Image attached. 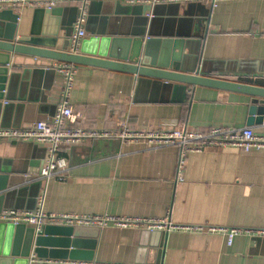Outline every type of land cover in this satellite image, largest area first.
Returning a JSON list of instances; mask_svg holds the SVG:
<instances>
[{"label": "crops", "instance_id": "obj_1", "mask_svg": "<svg viewBox=\"0 0 264 264\" xmlns=\"http://www.w3.org/2000/svg\"><path fill=\"white\" fill-rule=\"evenodd\" d=\"M128 1L89 0L84 40L103 33L146 39L191 35L186 41L189 49L185 46L183 51V55H191L186 57L187 67L199 65L208 77L264 87V0H220L216 6L201 0L197 3L202 5L187 3L185 6H191L185 9L161 4L154 6L156 16L152 20L147 5ZM40 8L13 10L20 17L18 38L33 34L50 42L53 27L45 15L37 16ZM56 8H63L61 21L66 30L62 29L57 39L56 50L60 51L66 43L70 47L67 29L76 19L78 7L64 3ZM207 16L209 20L204 22ZM162 51L161 47L157 55ZM38 68L43 70L27 74L8 100L0 102V129L52 123L61 105L64 80L54 68V72L44 66ZM251 100V95L235 91L205 86L172 90L129 73L79 66L69 126L87 132L119 131L124 124L134 132L181 128L200 133L250 127L255 134L264 135V124L248 125ZM61 154L68 171L64 181L52 179L47 184V213L152 219L168 216L186 227L263 233L239 235L229 245L227 236L217 232H162L166 236L158 248L152 238L141 242V230L108 227L100 229L92 263L264 264V148L244 152L205 147L187 155L181 172L179 147L155 146L145 140H87L65 147ZM47 156L44 144L0 143V174L9 178L6 182H13L1 212L37 209L45 188L38 178ZM30 171L37 176L32 181H20ZM21 241L16 244L19 250L24 248Z\"/></svg>", "mask_w": 264, "mask_h": 264}, {"label": "water", "instance_id": "obj_2", "mask_svg": "<svg viewBox=\"0 0 264 264\" xmlns=\"http://www.w3.org/2000/svg\"><path fill=\"white\" fill-rule=\"evenodd\" d=\"M175 5L185 9L191 5H202V3L186 6ZM145 9L151 12L148 13V18L152 20L156 16L153 12L154 6L147 5ZM62 13L63 8H40L36 12L37 16L45 15L53 27L51 34H49L52 38L47 44L45 40L39 39L33 34L18 38L16 34L19 15L13 10L0 11V102L8 100L13 93L12 90L19 88L27 74L35 75L38 69L43 70L38 68L39 66L50 68L48 71L52 72L54 63L67 62L78 66L129 73L143 78L153 85L159 84L172 90H187L189 86H205L245 93L252 96L248 125L264 124V87L208 77L203 75L208 72L203 71L199 65L195 67L186 66V57L191 55H183V51L185 46L189 49L186 41L191 38V35L180 39L161 37H148L146 39L136 35L95 34L86 40H82L79 53L74 54L70 52L67 43L62 50H56L60 32L62 29L66 32L65 28H62ZM78 13L77 8V16ZM76 19L67 29L68 37L74 32ZM208 20L209 16L204 19V22ZM193 25L195 26V23ZM161 47L163 51L157 55ZM12 61V67H10ZM20 68L22 69L21 72L14 71V69ZM16 98L21 101L25 100L22 97ZM27 174L28 177L24 180L20 179V181H32L37 176L31 171ZM8 180L9 178L2 177L0 174V212L6 201L7 190L13 185L11 181L10 183L6 182ZM38 185L41 186L40 182ZM141 233L143 235L142 243H145L146 239L152 238L153 241L158 242V248L161 247L162 237L166 236L160 231H142ZM99 234L100 229L98 228L47 225L37 231L35 228L27 227V225L1 223L0 264H38L31 262L32 256L38 259L92 263ZM1 237H4V240ZM20 240H22L21 244H24V248L21 250L16 245Z\"/></svg>", "mask_w": 264, "mask_h": 264}, {"label": "built area", "instance_id": "obj_3", "mask_svg": "<svg viewBox=\"0 0 264 264\" xmlns=\"http://www.w3.org/2000/svg\"><path fill=\"white\" fill-rule=\"evenodd\" d=\"M201 0H129L130 4L140 5H161V4H181L197 3ZM208 1V0H207ZM217 1L210 0L212 6H216ZM233 1V0H232ZM75 4L79 13L74 24V32L70 37V52L79 53L80 44L87 36L85 21L88 16L89 0H46L29 2L27 0H0V10L18 11L24 7L47 9L56 8L60 4ZM56 73L64 80V87L61 94V105L52 123L38 122L29 129H0V143L31 141L37 144H44L47 147L48 156L46 163L40 173L39 181L45 184L44 192L38 201V207L33 212L5 210L0 213V223H10L14 225H29L40 231L47 225L86 227V228H108L117 229H138L141 231H161L170 232H217L227 236L229 245L239 235L261 236L260 231L247 229H222L206 228L203 226L186 227L177 225L170 217L162 219L152 218H132L114 216H80L65 213H47L44 210L47 184L52 179L64 181L68 171V164L61 152L65 147L78 145L87 140L97 139H119L125 142L145 140L155 146H177L180 148L179 172L185 164L187 155L191 152L201 151L205 147L213 148H237L244 152L260 150L264 148V135L255 134L250 127L241 129L214 128L205 133L189 132L179 129L158 132H134L126 125L122 124L118 131H91L87 132L79 128L69 126L74 111L71 106V95L73 91L75 77L79 66L67 62H56L53 65ZM181 177V175H180ZM32 263L38 264H96L73 260H51L31 257Z\"/></svg>", "mask_w": 264, "mask_h": 264}]
</instances>
